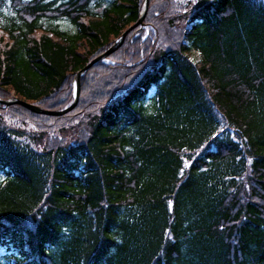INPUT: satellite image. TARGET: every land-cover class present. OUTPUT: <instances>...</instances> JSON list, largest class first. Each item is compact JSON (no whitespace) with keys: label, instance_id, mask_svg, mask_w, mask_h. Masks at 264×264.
Here are the masks:
<instances>
[{"label":"trees","instance_id":"obj_1","mask_svg":"<svg viewBox=\"0 0 264 264\" xmlns=\"http://www.w3.org/2000/svg\"><path fill=\"white\" fill-rule=\"evenodd\" d=\"M101 1L0 0V99L70 105L145 4ZM0 264H264V0H150L72 111L0 104Z\"/></svg>","mask_w":264,"mask_h":264},{"label":"water","instance_id":"obj_2","mask_svg":"<svg viewBox=\"0 0 264 264\" xmlns=\"http://www.w3.org/2000/svg\"><path fill=\"white\" fill-rule=\"evenodd\" d=\"M149 4H150V0H145V4H144V7H143V10L141 12V16H140L139 20L136 23H134V25L130 26L119 37V39L116 40L115 44L108 51H106L102 55H99L95 59L91 60L85 67H83L80 71H78V73L76 74V79H75V99H74L73 103H71L69 106L65 107L64 109H60V110H50V109H44L38 104H32V103H29L27 101H23L20 99L0 100V103L4 104V105L18 103V104L23 105L24 107L30 109L31 111L36 112V113L52 115V116H62V115L69 113L70 111H72L76 107V105L79 101L80 84H81L82 75L84 73H86L87 71H89L98 62L105 60L109 55L114 53L117 49H119L123 45L127 35L133 29L137 28L139 25H141L144 22L145 16H146L148 8H149Z\"/></svg>","mask_w":264,"mask_h":264},{"label":"rangeland","instance_id":"obj_3","mask_svg":"<svg viewBox=\"0 0 264 264\" xmlns=\"http://www.w3.org/2000/svg\"><path fill=\"white\" fill-rule=\"evenodd\" d=\"M108 0H102L101 2H107ZM1 7V6H0ZM100 9L101 8H98V10L100 11ZM0 10H2V12H7V13H9V11L7 10V9H1L0 8ZM0 17H1V12H0ZM58 24H60V26H61V28L62 29H64L65 31H71L72 33L75 31V30H77L74 26H73V24H71L70 22H68V21H60V22H58ZM191 58L193 59V60H199V56H197V54H192L191 55ZM75 85V84H74ZM80 90H81V84H80ZM13 94V93H12ZM64 134V133H63ZM65 135V134H64ZM65 136H69V135H65Z\"/></svg>","mask_w":264,"mask_h":264}]
</instances>
